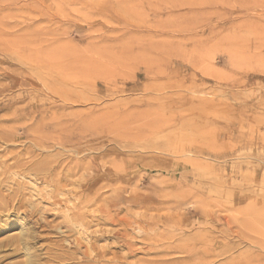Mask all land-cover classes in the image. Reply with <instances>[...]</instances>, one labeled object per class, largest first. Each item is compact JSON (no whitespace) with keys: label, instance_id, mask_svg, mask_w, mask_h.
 <instances>
[{"label":"rangeland","instance_id":"1","mask_svg":"<svg viewBox=\"0 0 264 264\" xmlns=\"http://www.w3.org/2000/svg\"><path fill=\"white\" fill-rule=\"evenodd\" d=\"M15 200L51 224L40 262L264 264V0H0V205Z\"/></svg>","mask_w":264,"mask_h":264},{"label":"bare ground","instance_id":"2","mask_svg":"<svg viewBox=\"0 0 264 264\" xmlns=\"http://www.w3.org/2000/svg\"><path fill=\"white\" fill-rule=\"evenodd\" d=\"M50 90V89H49ZM3 118H1L2 120ZM10 136V135H9ZM15 136V135H14ZM15 140V139H14ZM29 165V164H28ZM25 166V165H24ZM20 167V166H19ZM38 171L45 173L47 170L49 171L50 168L47 167V165H43V166H38L37 167ZM53 173V170L52 172ZM2 183V182H1ZM11 188V187H10ZM51 188V187H50ZM62 190V189H61ZM59 192V191H58ZM14 193V192H13ZM20 193V192H18ZM8 194V193H7ZM6 194V195H7ZM16 194V193H14ZM38 194V193H37ZM58 194V193H57ZM9 195V194H8ZM19 195V194H18ZM46 194H41L42 197H44ZM5 197V196H4ZM10 196H8L7 198L9 199ZM50 198V197H49ZM6 199V198H5ZM96 200V199H94ZM16 201V200H15ZM25 201V200H24ZM68 201V200H67ZM81 205V204H80ZM102 204H100L101 206ZM104 205V204H103ZM79 205H77L78 207ZM101 208H104V206ZM38 210L41 208H37ZM36 209V205L34 202H32L31 200L29 201V204H25L21 201H16L14 202H9L7 204H5V206L0 205V212L3 211H7L8 213H10L9 215H13L16 218L17 224L16 227L14 228L11 232V234H9L6 238H4L3 240L0 241V250H8L10 249L12 251L13 254L17 255L20 253H24L27 258L22 261V262H15V263H11V264H51L54 261H59V260H63V259H75L72 256V252L69 253L68 251H62L60 254H53L51 253L49 250L46 253V258L43 262H40V260L38 261V259L36 258V254H34V252H32V247H33V241L38 239V238H44L45 236H43L44 234L43 231H45L48 227H50L51 224H49L48 222H44L42 220H44V218H38L36 217V214L39 212ZM45 210V209H44ZM103 210V209H102ZM107 211V210H106ZM41 212H44L43 210ZM80 213V212H79ZM108 213V212H107ZM7 215V217L9 216ZM40 215V213H39ZM74 215V214H73ZM81 216V215H79ZM10 217V216H9ZM84 216H81V219H83ZM80 219V218H79ZM80 219V221H81ZM114 219V218H113ZM117 219V218H116ZM114 219V220H116ZM119 219V218H118ZM113 220V221H114ZM112 221V220H111ZM112 221V222H113ZM118 221V220H117ZM121 221V220H120ZM123 221V220H122ZM128 221V220H127ZM84 222V221H83ZM116 222V221H115ZM129 222V221H128ZM127 222V224H128ZM7 223H10L9 220L7 221ZM125 224V223H124ZM28 225L27 228H25L24 226ZM135 225V224H132ZM130 226V225H129ZM46 227V228H45ZM52 227V226H51ZM128 227V225L126 226ZM39 228H41L39 230ZM129 228V227H128ZM132 229V228H130ZM58 230V229H57ZM125 230V229H124ZM127 231V229H126ZM126 231H123L122 233H114V237L116 238H120L122 239V241L124 242V246L127 247L129 250H131L132 245L131 243H133L130 239H132V237L129 239H127L128 237V233ZM58 233V232H57ZM130 236V235H129ZM130 240V241H129ZM121 241V240H120ZM119 241V242H120ZM131 242V243H130ZM61 244V243H60ZM120 244V243H119ZM55 245V244H54ZM57 245V244H56ZM116 245V244H115ZM78 246L80 247V243H78ZM123 246V245H122ZM58 248L62 249V247L59 245H57ZM77 248V247H76ZM108 248V247H107ZM79 249V248H78ZM136 249V248H135ZM100 250V249H99ZM105 250V248H104ZM127 250V249H126ZM134 250V249H132ZM84 251V250H83ZM81 251V258H87L86 252ZM108 250H106L107 252ZM76 253L78 252V250L75 251ZM2 253V252H1ZM0 253V254H1ZM114 253V252H113ZM127 254V252H126ZM134 254V253H133ZM132 254V255H133ZM104 255V254H103ZM106 255V254H105ZM131 255V254H130ZM113 256V254H112ZM104 258V256H103ZM99 259V258H98ZM97 259V260H98ZM112 259V258H111ZM82 260V259H81ZM81 262V261H80Z\"/></svg>","mask_w":264,"mask_h":264}]
</instances>
